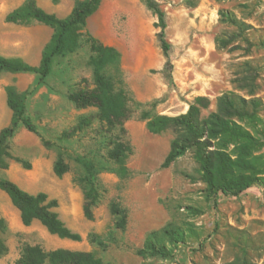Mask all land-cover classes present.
Listing matches in <instances>:
<instances>
[{
  "label": "rangeland",
  "instance_id": "obj_1",
  "mask_svg": "<svg viewBox=\"0 0 264 264\" xmlns=\"http://www.w3.org/2000/svg\"><path fill=\"white\" fill-rule=\"evenodd\" d=\"M25 0H0V20L5 12ZM78 0H36L38 6L59 18L68 16ZM166 13V37L171 44V68L158 39L157 17L142 0H104L84 32L80 47L73 54L57 58L52 74L44 84L32 73H0L1 94L5 92V112L0 115L9 126L12 112L6 101V87L13 86L27 94V113L37 127L38 135L20 128L10 141L11 153L26 165L11 160L10 168L0 171L23 190L46 193L58 201L61 220L82 236L75 242L52 235L39 222L22 223L19 210L9 196L0 190V230L8 252L0 256V264H16L26 245H39L45 251L68 249L94 253L104 264H229L237 258L245 264H264V204L257 190L239 198H221L218 205L204 194L199 165L191 151L169 168L162 164L170 150L174 131L151 134L139 119L140 109L133 106L132 118L125 123L126 132L108 130L94 107L77 108L68 99L73 90L95 88L93 68L89 64V35L121 54L122 78L132 98L149 109L155 106L160 115L185 114L196 97L210 101L203 115L217 111L219 98L231 91L246 95L232 83L233 66L250 62L257 71L256 97L263 103L264 118V0H158ZM232 10L250 26L235 44L232 53L218 50L216 39L224 33L238 32L221 22L219 12ZM30 26L17 27L5 34V52L26 59L28 53L22 39ZM231 45V46H233ZM39 48H36V52ZM116 85L118 83L116 82ZM90 116L92 124L75 131L80 119ZM68 135H65L67 134ZM114 136L131 146L126 159L128 174L116 172L117 165L107 158ZM42 139L47 143H43ZM264 152V151H263ZM68 172L56 176L54 166L59 157ZM77 158L92 161L102 172L98 177L100 202L94 208L93 220L84 215V194L77 182L83 171ZM119 205L127 213V226L118 229L112 206ZM187 229L186 244H176L167 237L154 241L164 246V255H138L153 231L167 224ZM192 227V231L190 232ZM241 262V264H242Z\"/></svg>",
  "mask_w": 264,
  "mask_h": 264
},
{
  "label": "trees",
  "instance_id": "obj_2",
  "mask_svg": "<svg viewBox=\"0 0 264 264\" xmlns=\"http://www.w3.org/2000/svg\"><path fill=\"white\" fill-rule=\"evenodd\" d=\"M51 1L54 4L60 2ZM103 1L78 0L68 16L59 18L38 6L36 0H25L21 6L6 15L5 22L22 26L39 23L53 29L52 37L42 51L38 66L30 65L21 58H7L0 54V73H32L39 76L40 84H44L52 74L55 60L75 53L80 47L89 19L98 12ZM142 1L157 17L156 27L159 28L158 39L166 59L165 66L166 69L171 68L172 46L166 37L168 26L166 13L158 0ZM187 3L195 5L192 0H187ZM219 15L221 22L237 28L239 33L229 32L218 36L216 39L218 50H228L232 53L242 49L239 44H233L237 38L243 39L245 31L251 27L241 22L232 10L223 9ZM87 43L91 51L89 64L93 68L95 88L73 90L68 94L69 101L77 108H96L99 119L105 123L108 130L119 128L123 134L126 132L125 123L133 116V106L141 108L139 119L146 123V128L151 134L161 135L169 130L175 133L162 164L163 169L169 168L191 151L199 165L201 180L206 186L204 194L209 201L213 200L215 205H218L221 198L236 199L243 193L255 189L260 193L264 204L263 103L255 96L258 89L257 71L250 62L233 66L232 83L236 89L245 91L246 95H239L234 91L222 95L218 101L217 111L211 112L208 116H204L202 112L209 108L210 101L199 96L189 105L185 114L171 117L158 114L155 106L147 109L144 104L132 98L122 78L121 54L117 49L104 45L91 35L87 37ZM6 94L12 119L9 126L0 131V171L8 170L11 160L25 164L26 169H30V164L14 157L10 148V141L20 128L38 135L36 125L27 113V94L19 92L13 86L6 87ZM91 124L92 118L83 116L75 131L85 130ZM42 141L47 144L43 139ZM131 151V146L120 136H114L110 141L107 158L118 166L116 172L121 176L128 174L126 159ZM76 162L83 169L77 182L84 194V215L88 220H93V210L100 202L98 177L102 170L84 158H77ZM67 172L68 165L60 156L54 166V173L62 177ZM0 190L9 196L19 210L23 225L30 226L34 221H39L52 235L75 242L82 241V236L73 232L61 220L57 211L58 201L50 199L46 193L31 194L15 182L1 176ZM112 212L117 217V228L125 229L128 219L126 211L114 204ZM190 228L188 230L193 232L192 227ZM0 230H4L3 220L0 221ZM159 236L167 237L176 244H186L188 232L183 227L169 223L164 228L148 234L145 246L138 250V255L145 258L147 255H164L168 252L164 246L158 249L153 244ZM7 252L6 243L0 239V256L6 255ZM241 262L237 258L229 264ZM16 264L104 263L91 252L68 249L47 252L39 245H26Z\"/></svg>",
  "mask_w": 264,
  "mask_h": 264
},
{
  "label": "crops",
  "instance_id": "obj_3",
  "mask_svg": "<svg viewBox=\"0 0 264 264\" xmlns=\"http://www.w3.org/2000/svg\"><path fill=\"white\" fill-rule=\"evenodd\" d=\"M22 4H20L19 6H21ZM19 6L5 12L3 19L0 20V54L7 58H15V57L10 56L9 54H7V52H5V34L8 33V31L23 26L6 23L5 17L8 13L18 8ZM35 24L36 25H33L28 30L29 34L23 37L22 39L23 47L26 48L27 53L29 54L28 57L26 59L24 58L23 60L30 65L38 66L41 61L42 51L52 37L53 29L39 23H35ZM36 48H39V51L36 52ZM1 96L3 98V102L0 104V110H3L5 112V92H3ZM6 101H7V94H6ZM3 128H5V119H3L0 115V131Z\"/></svg>",
  "mask_w": 264,
  "mask_h": 264
}]
</instances>
